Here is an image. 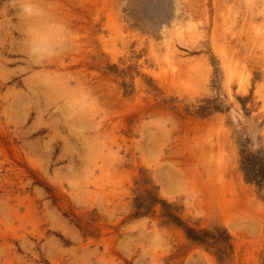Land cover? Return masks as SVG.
I'll return each mask as SVG.
<instances>
[{"label": "rangeland", "instance_id": "obj_1", "mask_svg": "<svg viewBox=\"0 0 264 264\" xmlns=\"http://www.w3.org/2000/svg\"><path fill=\"white\" fill-rule=\"evenodd\" d=\"M49 3L37 66L0 0V264H264V0Z\"/></svg>", "mask_w": 264, "mask_h": 264}, {"label": "clouds", "instance_id": "obj_2", "mask_svg": "<svg viewBox=\"0 0 264 264\" xmlns=\"http://www.w3.org/2000/svg\"><path fill=\"white\" fill-rule=\"evenodd\" d=\"M12 9L22 30L23 54L30 64H50L76 49L78 34L49 0H12ZM67 86L70 91L65 101L67 118H87L98 107L99 98L86 85L69 81Z\"/></svg>", "mask_w": 264, "mask_h": 264}]
</instances>
